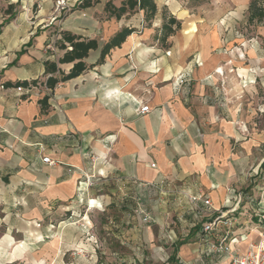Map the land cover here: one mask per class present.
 Segmentation results:
<instances>
[{"label":"crops","instance_id":"1","mask_svg":"<svg viewBox=\"0 0 264 264\" xmlns=\"http://www.w3.org/2000/svg\"><path fill=\"white\" fill-rule=\"evenodd\" d=\"M170 5L172 16L178 17L179 7ZM138 11L137 19L127 23L124 14L101 18L88 12L74 22L64 21L54 33L39 19L26 31L20 28L9 34L6 29L0 39L16 42L8 52L0 49V264L98 263L99 248L111 261L130 262L135 259L131 253L138 255L136 250L144 246L141 231L147 232L145 238L155 239L154 224L147 223L162 226L173 219L178 229H170L169 246L161 252L151 243L150 259L163 264H175L177 259L192 262L199 228L190 203L174 202L175 196H163L146 183L167 180L201 192L214 208L225 207L238 196L236 188L247 179L244 170L255 143L249 139L253 134L248 122L259 111L250 99L234 97V90L244 86L243 81H233L231 70L236 68L240 77L247 50L232 49L237 40L223 35L219 24L201 34L176 30L162 41L158 24L139 28L145 20L143 10ZM37 25L42 30L37 31ZM123 27L134 31L96 63L103 43ZM63 30L97 40V48L83 58L87 69L58 82L51 94L42 89L19 93L14 85H4L43 80L49 75L44 74L46 60L67 73L73 63L58 62L64 52L57 46ZM252 54L261 59L258 51L253 49ZM180 71H189L192 79L176 83ZM43 96L48 97L44 108L39 102ZM144 104L149 111L139 114L137 109ZM44 155L54 163L43 162ZM101 177L127 184L125 203L121 198L118 204L107 194L90 196L86 179ZM83 195L88 223L91 208L103 211L115 204V213L103 226L110 235L107 248L91 242L90 224L79 227L59 218ZM139 207L150 214L148 222L136 216ZM251 226L247 228L255 229ZM191 230L194 235L185 240L183 235ZM72 231L84 237L73 240ZM118 247L127 254L120 255ZM30 248L33 255H25ZM142 257L136 256L139 261Z\"/></svg>","mask_w":264,"mask_h":264},{"label":"rangeland","instance_id":"2","mask_svg":"<svg viewBox=\"0 0 264 264\" xmlns=\"http://www.w3.org/2000/svg\"><path fill=\"white\" fill-rule=\"evenodd\" d=\"M90 9L82 7V0H0V39L7 33L12 34L17 29L23 28L26 31L29 26L33 27L35 21H41L43 24H49V33L58 31L60 24L64 21L70 23L79 18L88 16V12H93V15H98L101 18L109 17V13L104 9L105 4L109 2L111 5L120 6L124 0H89ZM157 12L151 21H142V25L139 28L152 26L153 23L158 24V28L161 27L164 19L172 16L168 6H171V2L178 6L180 11L177 13L176 19L180 22V28L177 31L184 33L185 35L201 34L208 30L211 25L219 24L222 30V34H231L235 38V43L232 49L242 48L246 49L248 54L246 64L241 68L240 77L237 75V70L234 68L231 70L233 81H243V89H235L234 97L246 100L250 99L251 105L255 108L258 114L254 113L252 119L248 122V127L253 135L250 134L249 139L254 140L252 148L249 149V158L246 169L244 170L246 175V181L236 188V193H239L236 198H232L231 204L234 208L232 214L236 216L237 225L236 232L243 234L245 239L238 237L239 242L234 245L237 251H244L250 241H256L259 234V229L256 227H264V0H253L255 5L262 14V19L249 18L248 6L252 0H154ZM141 14L138 9H134L129 13H125L122 19L125 18V22L136 20ZM175 16V15H174ZM19 19V21L16 19ZM144 18V14L142 15ZM38 19V20H37ZM160 19V21H159ZM157 22V23H156ZM157 28V29H158ZM39 29L37 25V31ZM156 34V33H155ZM8 40H1L0 49H5L6 52L10 48L14 47L16 42ZM164 45V42L162 43ZM238 45V46H237ZM58 46V43H57ZM237 49V50H238ZM258 51V55L261 58L258 60L255 56H252V50ZM245 54V53H244ZM196 64L199 63V59L196 58ZM189 71H180L177 75H184L185 82H189L192 76ZM221 74L223 70L220 69ZM250 74H252L250 76ZM176 75V76H177ZM250 76V77H249ZM237 77V78H236ZM224 95V94H223ZM225 96V95H224ZM104 179V180H103ZM87 188L91 190V197H98L102 194H107L111 197L110 200H116L118 204L123 198L125 203L126 195L128 193L127 184H121L110 178H94L87 180ZM93 190V191H92ZM119 194V198L117 195ZM84 196L76 197L74 201L70 202L68 211H63L61 217L69 224H76L79 227L85 223L90 224L93 227L91 242L98 244L102 242L104 247H108L109 236L105 233L103 226L108 224L109 218L115 213L116 207L112 203L107 205L102 211L90 209L89 219L91 223H88L84 213L89 209L85 203ZM112 202V201H111ZM230 205V206H231ZM117 206V205H116ZM245 206V207H244ZM143 208V207H142ZM130 210V209H129ZM131 211V210H130ZM85 218V220L83 219ZM246 219V220H245ZM205 219H202L204 221ZM245 220V221H243ZM168 225H159L150 221L147 224L152 225L151 229L154 233L155 239L149 240L146 231H141L142 245L141 250H136L138 255L131 253V257L135 259L133 261H111L107 256L108 252L101 253L102 249H97L100 253L97 254L99 262L93 261L90 264H163L160 259L153 261L150 259L151 243L159 245L161 249L156 248L157 251L164 252L166 247L169 246L168 234L170 229H178V222L173 219ZM202 221H196V226L200 228ZM60 224L61 222H57ZM63 224V222H62ZM247 225L255 227V229L247 228ZM252 227V226H251ZM252 229V230H251ZM194 230L190 231L188 235H183L186 239L194 235ZM72 239H79L84 237L81 233L76 231L70 232ZM182 236V235H181ZM177 233V237H181ZM146 239V242L144 241ZM178 241V240H177ZM179 242V241H178ZM30 244L33 242L30 241ZM108 244V245H107ZM38 245V244H37ZM100 246V245H99ZM32 247V245H31ZM157 247V246H156ZM121 251L120 255L127 254V251L118 247ZM33 249H27L25 255H33ZM124 252V253H123ZM130 252H133L130 250ZM142 257V261L137 258ZM71 256H74L73 254ZM100 256L102 257L100 259ZM123 256V255H122ZM137 256V258H136ZM146 257V259H145ZM223 260V259H222ZM113 262V263H112ZM193 264V263H192Z\"/></svg>","mask_w":264,"mask_h":264},{"label":"built area","instance_id":"3","mask_svg":"<svg viewBox=\"0 0 264 264\" xmlns=\"http://www.w3.org/2000/svg\"><path fill=\"white\" fill-rule=\"evenodd\" d=\"M48 76L32 84L15 86V90L25 93L31 89H42L45 94H51V88L46 84ZM174 80L178 84L185 82L184 75H177ZM0 87L3 88V84ZM137 111L139 114H144L149 111V107L144 104ZM41 160L49 164L54 163L46 155L42 156ZM146 185L157 188L163 196H175L174 202L186 199L190 203L196 221L200 222L205 219L201 222L194 239L196 255L194 261L186 262L177 259L175 264H264V227H257L259 229L258 238L256 241H250L246 250L237 251L235 249L234 245L239 242L238 237L242 239L245 237L236 232L237 219L232 214L234 208L231 204L214 208L211 199L203 193H192L184 187L169 184L167 180H160L157 184L146 183ZM135 214L142 222H148L151 219L150 214L142 207L136 208Z\"/></svg>","mask_w":264,"mask_h":264},{"label":"trees","instance_id":"4","mask_svg":"<svg viewBox=\"0 0 264 264\" xmlns=\"http://www.w3.org/2000/svg\"><path fill=\"white\" fill-rule=\"evenodd\" d=\"M82 7L90 6L89 0H82ZM104 9L109 13V16H114L120 18L126 12H130L134 9L143 10L144 20L150 21L156 11L157 7L154 0H124L120 6L111 5L109 2L105 4ZM255 5V1H250L248 6L249 18L262 19V14L259 13ZM178 28H180V22L173 16H169L167 19H164L161 25V39L164 41L169 35L173 34ZM134 31L132 27H123L118 32H116L108 41L103 43L100 49L99 58L96 63H101L104 60L105 55L108 51L115 47L119 46L130 33ZM60 39L58 40V47L63 49L64 52L61 57L58 58L59 63L72 62V67L67 73H64L61 69L57 67L56 62L46 60L44 61V74H49L46 79V84L51 89L60 82L66 81L73 77L78 76L85 69L88 68L86 63L83 61V58L88 55L90 49H95L98 46L96 39H85L81 36L72 34L69 31L63 30L60 31ZM57 73L54 75V73ZM35 82V80H32ZM26 80L16 81L14 83L6 82L4 85H27ZM47 96H43L39 102L42 108L45 107ZM184 241H181L183 243Z\"/></svg>","mask_w":264,"mask_h":264}]
</instances>
